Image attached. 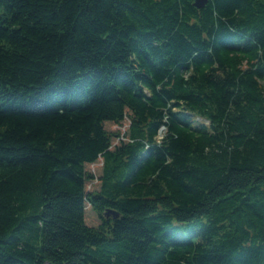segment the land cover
<instances>
[{"label": "trees", "instance_id": "16d2710c", "mask_svg": "<svg viewBox=\"0 0 264 264\" xmlns=\"http://www.w3.org/2000/svg\"><path fill=\"white\" fill-rule=\"evenodd\" d=\"M194 2L0 0V264H264V0Z\"/></svg>", "mask_w": 264, "mask_h": 264}, {"label": "water", "instance_id": "95a60500", "mask_svg": "<svg viewBox=\"0 0 264 264\" xmlns=\"http://www.w3.org/2000/svg\"><path fill=\"white\" fill-rule=\"evenodd\" d=\"M207 2V0H195L194 4L195 6L201 8L205 5V3ZM111 214V212H107L106 215ZM113 215L116 217L117 215L113 213Z\"/></svg>", "mask_w": 264, "mask_h": 264}, {"label": "rangeland", "instance_id": "374dc122", "mask_svg": "<svg viewBox=\"0 0 264 264\" xmlns=\"http://www.w3.org/2000/svg\"><path fill=\"white\" fill-rule=\"evenodd\" d=\"M111 128H112L111 130H116V129H118V127H117L116 125H113ZM121 128H122V127H121ZM94 216H95V215H94Z\"/></svg>", "mask_w": 264, "mask_h": 264}]
</instances>
